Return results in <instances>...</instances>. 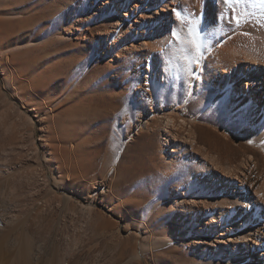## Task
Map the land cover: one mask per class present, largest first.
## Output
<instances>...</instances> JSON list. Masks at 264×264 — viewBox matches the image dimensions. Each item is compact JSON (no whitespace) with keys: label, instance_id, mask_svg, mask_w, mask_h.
Here are the masks:
<instances>
[{"label":"rangeland","instance_id":"374dc122","mask_svg":"<svg viewBox=\"0 0 264 264\" xmlns=\"http://www.w3.org/2000/svg\"><path fill=\"white\" fill-rule=\"evenodd\" d=\"M213 1L223 9L216 7L224 15H219V28L231 30L229 36L237 33L225 39L264 52V6L259 0L231 6ZM112 8L103 0H0V264H188L195 257L193 246L175 250L174 243L154 253L141 251L148 232L171 239L176 223L172 187L191 185V169L198 162L187 160L171 172L163 160L169 152L161 146L160 129L150 137L136 124L141 116L160 125L174 112L195 118L200 134H227L235 143L245 121L232 120L236 127H230L226 105L212 104L215 86L201 85L195 95L189 81L175 75L167 83L156 79L152 88H140L146 69H134L137 61L128 55L119 58L114 50L103 51L101 39L107 35L99 31L104 32L103 21ZM233 15H241V23ZM30 38L34 51L13 58L17 50H6L27 45ZM52 117L58 120L51 133ZM57 135L48 145L43 140ZM241 159L237 152L236 160ZM198 190L192 187L193 193ZM66 195L72 199L69 209ZM87 200L107 213V219L96 215L105 229L82 236L75 247L80 205ZM134 200H143L144 215L131 212ZM155 202L163 203L162 208L155 209ZM164 228L169 232L164 234ZM29 240L36 247L33 258L25 254ZM253 246L264 251V238ZM135 251L141 258L129 263Z\"/></svg>","mask_w":264,"mask_h":264},{"label":"bare ground","instance_id":"6f19581e","mask_svg":"<svg viewBox=\"0 0 264 264\" xmlns=\"http://www.w3.org/2000/svg\"><path fill=\"white\" fill-rule=\"evenodd\" d=\"M107 2L112 3L113 8L111 15L106 14L104 18V32L103 29L99 31L100 34L107 35L101 39L103 51L114 50L119 58L128 55L135 59L137 62L134 69L138 72L145 68L142 79V85L145 86L143 88L140 85V88L143 90L152 88L156 79L167 83L175 75L180 79H187L191 92H195V95H198L201 85L208 88L215 86L212 104L220 102L226 105L230 127H236L232 120L245 121L238 130V139L234 143L227 134L223 136L218 133L210 134L209 137L200 134L202 127L195 118L187 120L177 113L170 112L159 125L140 116L136 125L150 137L156 129H160L161 146L164 150L168 148L169 152L167 153L169 157L163 160L166 165L172 166L171 172L186 165L187 160L198 162L196 163L198 165L191 169V185H187L186 189L181 185L172 187L174 191H172L171 204L172 210H176L173 216L176 223L173 228L169 226L171 230L170 234H167L171 239L168 236L150 237L151 234L148 232L145 241L141 244V251L154 253L155 250L169 247L174 243L175 250L186 245L194 247L195 257L188 264H264V251H255L253 246L262 244L264 238L262 219L264 197L261 196V193H264V52H261L263 48L260 49L261 54L257 46L254 48L252 45L250 50L249 46L240 44L241 41L235 44L225 39L230 36L234 38L233 35L237 33L232 34V32L229 36L227 34H230L231 30L219 28L221 15L216 13L217 6L213 0H103L104 4ZM96 8H99V5ZM217 9L221 10L222 7ZM176 12H180L184 17L183 22L177 20ZM190 26L199 34L198 53L191 44L187 43L191 39ZM173 30L179 33L180 40L171 35ZM245 39L242 38L244 43L249 44L250 40ZM223 40L228 41L223 44ZM32 42L33 39L30 38L27 45L20 43L13 47L7 46L6 50L16 49L12 57H21L33 50V45H30ZM214 59L217 62H214ZM58 101L59 99L55 103ZM52 120L51 133L55 131L53 127H56L58 119L52 117ZM56 137L59 136L50 139L45 137L43 140L47 144V140L49 143V140ZM70 148L73 150L74 146L70 145ZM237 152H242L240 161L236 160ZM55 154L57 156V153ZM61 165L59 164L60 168H63ZM118 179L117 172L110 183L114 185ZM183 180H187V177ZM193 186L199 187L195 193L192 192ZM71 200L69 195L65 196V208H70L68 205ZM142 201H133L131 212L135 216L144 215L142 209L145 204L141 203ZM162 204L157 202L155 209H161ZM135 207L139 208L135 209ZM101 210L90 204L88 200L85 204L81 203L78 218L80 225L73 236L74 239L72 238L75 247L81 239H84L82 236L88 233L95 234L101 228L105 229L101 224L103 219L100 220L96 216L99 214L107 219V213ZM190 228H194L192 233ZM166 232L169 230L165 229L164 234ZM30 240L27 242L25 254L28 258H33L37 252ZM210 245L216 247L210 248ZM249 246L250 255L247 254ZM201 254L205 256V260H201ZM210 254L213 257H210ZM26 255L22 254V256ZM140 258L141 253L135 251L129 263ZM218 258L221 261L216 262L215 259Z\"/></svg>","mask_w":264,"mask_h":264},{"label":"snow or ice","instance_id":"6c2138e0","mask_svg":"<svg viewBox=\"0 0 264 264\" xmlns=\"http://www.w3.org/2000/svg\"><path fill=\"white\" fill-rule=\"evenodd\" d=\"M233 2L241 3L242 0H223V3L228 5V6H231ZM259 3L261 6H264V0H259ZM175 15H176L177 20H180L181 22H183L184 17H182L180 12H176ZM219 15L222 16L223 12H221ZM233 20L235 21V23L239 24V23H241L242 16L241 15H234ZM171 35L173 37H175L177 40L181 39L179 33L175 30L172 31ZM198 35L199 34L190 26L189 36L191 37V39L188 40L187 43L191 44L197 53L200 51V44L198 42ZM245 35H248V33H245ZM182 42H184V41H182ZM185 58L188 59V57H185ZM190 63H191V61H190ZM261 196L264 197V193H261Z\"/></svg>","mask_w":264,"mask_h":264}]
</instances>
